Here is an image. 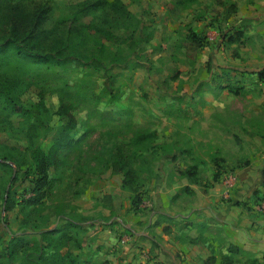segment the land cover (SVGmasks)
<instances>
[{
    "label": "rangeland",
    "instance_id": "1",
    "mask_svg": "<svg viewBox=\"0 0 264 264\" xmlns=\"http://www.w3.org/2000/svg\"><path fill=\"white\" fill-rule=\"evenodd\" d=\"M16 1L29 16L45 9L43 27L54 33H45V47L65 30L73 5L93 0L8 2ZM105 1V13L94 17L101 31L77 57L62 66L10 62L0 70V79L16 78L12 95L22 107L17 112L0 97V264H102L84 245L99 229L109 237L114 216L133 222L129 216L155 209L150 189L187 171L203 189L252 157L264 163V0ZM100 12L80 22L87 26ZM237 33L239 41L226 43ZM61 95L73 106L76 141L57 149L45 195L28 206L32 150L48 153L67 122L58 112ZM116 147L127 174L112 172ZM67 220L73 239L57 256L40 249V233ZM9 232L23 237L13 257ZM241 255L231 259L244 261Z\"/></svg>",
    "mask_w": 264,
    "mask_h": 264
},
{
    "label": "crops",
    "instance_id": "2",
    "mask_svg": "<svg viewBox=\"0 0 264 264\" xmlns=\"http://www.w3.org/2000/svg\"><path fill=\"white\" fill-rule=\"evenodd\" d=\"M179 175L171 184L149 190L155 209L145 210L143 217L132 215L135 221L123 222L114 216L112 226L106 221L109 237L96 230L93 241L84 245L96 252L92 260H102V264H230L224 259H231L229 246L233 245L264 264V163L252 157L225 177L233 178L231 184L220 176L203 189L192 175ZM121 233L127 236L119 238ZM231 261L240 264L243 260Z\"/></svg>",
    "mask_w": 264,
    "mask_h": 264
},
{
    "label": "trees",
    "instance_id": "3",
    "mask_svg": "<svg viewBox=\"0 0 264 264\" xmlns=\"http://www.w3.org/2000/svg\"><path fill=\"white\" fill-rule=\"evenodd\" d=\"M11 0H0V70L2 66L10 62L15 63H28L30 66H62L65 63L66 57H77L79 55V48L87 43L90 37L100 33V25L94 21V17L99 18L104 12L106 4L105 0H93L84 1L75 4L71 7L69 14V21L64 23L65 30L61 33L57 31V36L53 35L52 42L45 47L39 45L45 33L54 34L53 31H46L43 27L47 18L43 14L45 9L42 7L36 15L29 16L25 9H23L22 2L16 1L10 3ZM7 6L3 8V4L7 3ZM119 13L121 15L129 14L125 8L119 7ZM230 8L235 11V6L230 5ZM101 10L100 13L93 16L91 24L84 26L80 22L82 17L86 14H93L95 11ZM104 12V13H103ZM55 25V24H54ZM104 33L108 32L103 30ZM240 33L228 35L226 43H234L240 40ZM101 43V41H99ZM67 46L68 51L65 53L63 49ZM103 45H100L102 47ZM94 59V58H92ZM259 79H264V70L258 72ZM16 78H9L7 81L0 79V97H3L5 101L19 112L22 107L15 103V98L12 95L13 88L16 86ZM229 91L236 92L229 88ZM66 92V91H64ZM39 101L38 106L44 105V94L38 92ZM59 114L66 118V124L59 134L58 139L52 145L48 153H44L40 148L36 147L32 150V159L34 162V174L33 186L31 191L34 196L26 201V205H35L45 195V188L48 185V171L54 164V154L57 149L71 145L76 141L74 135L77 129V119L73 113L72 104L61 95ZM31 138V133H29ZM114 163L112 165L113 173L123 172L128 173L125 170L127 163L122 161V149L121 147L115 148ZM185 174H193L191 171H187ZM126 180H123L122 188H126ZM133 191V190H132ZM5 210L9 211L10 207L5 204ZM71 220H67L65 224H62L58 229H47L40 233V240L42 245L40 249L44 250L47 246L52 248V255L57 256L59 248L68 244V241L73 239L70 233L69 227L72 226ZM9 237L6 239V250H8L9 257H13L15 254L14 247L16 243H23V237L15 235L9 232ZM75 242V240H74ZM229 251L231 253L242 254L245 259L240 264H258L256 259L252 257L248 252L241 250L240 248L230 245ZM227 263L232 264L233 261L229 258L224 259Z\"/></svg>",
    "mask_w": 264,
    "mask_h": 264
},
{
    "label": "built area",
    "instance_id": "4",
    "mask_svg": "<svg viewBox=\"0 0 264 264\" xmlns=\"http://www.w3.org/2000/svg\"><path fill=\"white\" fill-rule=\"evenodd\" d=\"M230 178H231L230 181H229V179H226V178H225L227 184H231V183H232V179H233V178H232L231 176H230ZM224 196L227 197L226 194H225ZM262 204L264 205V202H263Z\"/></svg>",
    "mask_w": 264,
    "mask_h": 264
}]
</instances>
